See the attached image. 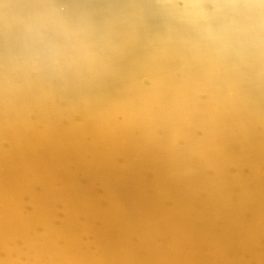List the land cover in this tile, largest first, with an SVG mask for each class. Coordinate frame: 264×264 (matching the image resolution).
I'll return each mask as SVG.
<instances>
[{
  "label": "bare ground",
  "instance_id": "1",
  "mask_svg": "<svg viewBox=\"0 0 264 264\" xmlns=\"http://www.w3.org/2000/svg\"><path fill=\"white\" fill-rule=\"evenodd\" d=\"M0 264H264V0H0Z\"/></svg>",
  "mask_w": 264,
  "mask_h": 264
}]
</instances>
